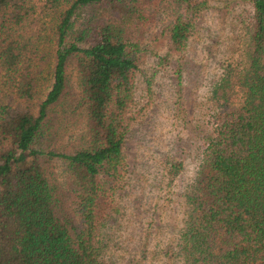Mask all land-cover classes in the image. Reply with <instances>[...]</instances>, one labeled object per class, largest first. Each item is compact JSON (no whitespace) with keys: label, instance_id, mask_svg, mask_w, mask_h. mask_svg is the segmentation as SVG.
<instances>
[{"label":"trees","instance_id":"16d2710c","mask_svg":"<svg viewBox=\"0 0 264 264\" xmlns=\"http://www.w3.org/2000/svg\"><path fill=\"white\" fill-rule=\"evenodd\" d=\"M210 1L0 0V264H117L104 233L143 110L141 30L164 14L154 38L165 60L186 48ZM244 1V61L212 85L211 131L184 193L186 264H264V0Z\"/></svg>","mask_w":264,"mask_h":264},{"label":"rangeland","instance_id":"374dc122","mask_svg":"<svg viewBox=\"0 0 264 264\" xmlns=\"http://www.w3.org/2000/svg\"><path fill=\"white\" fill-rule=\"evenodd\" d=\"M244 0H211L202 11L186 48L162 60L165 46L155 34L162 13L142 30L146 43L136 73L135 98L143 110L125 141L128 178L117 194L120 211L105 228L107 258L127 264H186L180 253V232L187 205L184 193L201 161L205 136L211 131L213 83L229 63L244 61L247 33L244 22L252 14ZM70 80L78 88L74 63ZM78 125L64 127L65 138ZM172 162H181L176 174ZM57 171L62 164L56 160Z\"/></svg>","mask_w":264,"mask_h":264}]
</instances>
